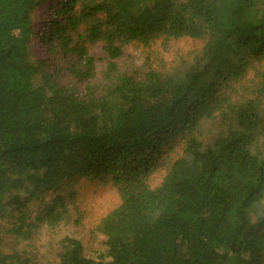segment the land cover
<instances>
[{"label": "trees", "instance_id": "16d2710c", "mask_svg": "<svg viewBox=\"0 0 264 264\" xmlns=\"http://www.w3.org/2000/svg\"><path fill=\"white\" fill-rule=\"evenodd\" d=\"M0 264H264V0H0Z\"/></svg>", "mask_w": 264, "mask_h": 264}, {"label": "rangeland", "instance_id": "374dc122", "mask_svg": "<svg viewBox=\"0 0 264 264\" xmlns=\"http://www.w3.org/2000/svg\"><path fill=\"white\" fill-rule=\"evenodd\" d=\"M184 43L185 41H181L178 45L167 44L166 51L160 53L157 56L159 57L160 55H162L161 59L166 60V65L171 64L173 61V63L176 64L180 57L183 56V50L186 49V45L191 46V43L189 42L185 43L186 45ZM134 56V63L136 65H140L143 63V55L139 50L133 52V57ZM151 60L154 61V55L152 56ZM79 189L80 194L78 205L83 210L84 219L81 222V225L76 227V232L79 236H84L83 238L85 239L87 238L88 234H90V230L93 229L97 220H99V218L106 211H108L116 204L117 195L110 188L100 187L97 183L85 179H82L80 181ZM45 239H47V235H45L44 240ZM99 240L100 237L96 239L95 243L99 244Z\"/></svg>", "mask_w": 264, "mask_h": 264}]
</instances>
